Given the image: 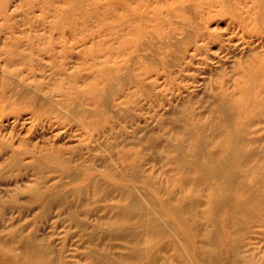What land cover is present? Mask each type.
<instances>
[{
	"label": "rangeland",
	"instance_id": "obj_1",
	"mask_svg": "<svg viewBox=\"0 0 264 264\" xmlns=\"http://www.w3.org/2000/svg\"><path fill=\"white\" fill-rule=\"evenodd\" d=\"M251 78L264 80V0H0V264L21 250L19 235L58 264H90V249L108 264L137 254L148 264L155 252L209 264L181 239L140 240L136 254L96 225L124 187L167 199L180 177L167 141L199 122L215 131V103L239 100ZM251 147L254 164L264 140ZM207 192L196 191L202 227ZM46 197L58 201L44 211ZM260 219L232 236L239 255L221 227L212 264H264Z\"/></svg>",
	"mask_w": 264,
	"mask_h": 264
},
{
	"label": "bare ground",
	"instance_id": "obj_2",
	"mask_svg": "<svg viewBox=\"0 0 264 264\" xmlns=\"http://www.w3.org/2000/svg\"><path fill=\"white\" fill-rule=\"evenodd\" d=\"M256 84L251 78L243 85L239 100L225 99L215 103L213 112L216 115L212 121L215 131L209 135L202 131L206 123L199 122L182 131L185 139L175 135V141H167L168 147L176 152L173 162L180 169V177L175 179V186H178L168 189L167 199L162 203H151L136 191L124 187V202L113 206L114 214L101 219L96 226L106 224L104 233L123 238L136 254L140 252V240L152 242L154 238L165 237L171 244L181 239L194 249V254L206 255L204 261L209 264L216 251V235L226 226L229 230L223 238L227 239L232 253L239 255V240L234 234L242 233L255 220L261 222L260 216L264 214V154L259 155L257 163H250L258 153L251 144L264 140V80L256 81ZM107 92L110 94L113 90ZM105 98L101 100L104 102ZM200 187L208 190L206 221L210 224L206 227L196 225L199 197L196 191ZM57 201L55 197H46L44 211ZM218 214H221L220 218ZM213 226V230L209 229ZM87 236L90 238L92 234ZM17 238L21 241V250L13 251L11 255L5 253L3 264H58L49 257L47 245L35 236L19 235ZM86 254L90 264H108L111 259L96 249H90ZM147 256L148 264H168L156 252ZM139 257V254L132 258L126 256L134 264H141Z\"/></svg>",
	"mask_w": 264,
	"mask_h": 264
}]
</instances>
